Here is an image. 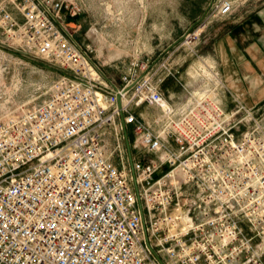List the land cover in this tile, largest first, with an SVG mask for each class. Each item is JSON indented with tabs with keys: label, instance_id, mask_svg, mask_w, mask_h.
Instances as JSON below:
<instances>
[{
	"label": "built area",
	"instance_id": "2783aa9c",
	"mask_svg": "<svg viewBox=\"0 0 264 264\" xmlns=\"http://www.w3.org/2000/svg\"><path fill=\"white\" fill-rule=\"evenodd\" d=\"M251 1L220 0L216 17ZM82 2L0 0V47L57 72L40 99H3L0 264H264L263 120L224 109L199 40L102 63L67 21ZM180 47L198 58L188 81ZM170 77L187 95L162 91Z\"/></svg>",
	"mask_w": 264,
	"mask_h": 264
},
{
	"label": "rangeland",
	"instance_id": "374dc122",
	"mask_svg": "<svg viewBox=\"0 0 264 264\" xmlns=\"http://www.w3.org/2000/svg\"><path fill=\"white\" fill-rule=\"evenodd\" d=\"M152 1L153 0H84L82 5H80V12L75 16H68L67 21L74 30H77V37L81 41L93 43L96 48L97 58L102 63L107 64L110 63L111 60L117 62V58L124 56L130 49L131 45L129 40H137L138 24L142 22V17L144 15L143 7H147V4ZM169 1L173 2L174 6H177L178 17L184 15L190 18V23L186 26L181 23V27H179V19H172V23L177 25L178 35L173 39H166L176 41L165 47L171 46L170 49L173 50L174 46L176 48L179 47L185 40H199V45L197 47L198 54L205 56H207V54H204V51L207 50L212 42L219 36V29L218 27L217 29L215 28L217 24L220 23L223 25L224 23L228 24V22L234 20H242L250 12L264 4V0H252L237 9H242L240 15L236 14V10L227 18L221 19L220 17H216L220 0H166L162 9H159L158 12L163 11L167 17L173 12V9L170 7L172 4L169 6ZM135 10L136 14L134 13L135 18L133 19L132 13ZM148 14L151 16V13L147 12V15ZM145 21L146 25L153 23V20L149 17L146 18ZM161 21L164 20L161 19ZM189 35H191L193 39L188 38ZM183 51V47H180L176 52V55L182 58L179 62L181 66L178 68L182 79L188 81L189 77L186 71L190 64L193 65L197 63L198 58L194 55L192 57H187V61L183 62ZM200 64L205 70L207 69V65H204L202 62ZM209 65H211L210 62ZM106 66L111 68L110 65ZM111 73L115 72L111 71ZM56 77L57 72L55 70L36 61L17 56L8 49L0 47V87H2L4 83L3 86H6L5 90H7L5 94L0 93L3 97L0 99V102L10 97L13 98L15 103L29 102L36 99V97L40 99L46 92L44 86ZM180 88L183 94L187 95L181 85ZM227 89L225 84V91H227ZM234 97V105L230 110H236L240 107V104H242L246 110L252 111L256 118L262 119L264 126V99L256 105H248L238 96ZM2 107H4V109ZM7 109V102L3 101L0 103V120L7 116V114H5ZM129 134L132 136L130 129ZM128 158L127 156L124 158L126 166L130 162ZM115 161L116 164H121L119 157H116Z\"/></svg>",
	"mask_w": 264,
	"mask_h": 264
},
{
	"label": "crops",
	"instance_id": "0c3cea01",
	"mask_svg": "<svg viewBox=\"0 0 264 264\" xmlns=\"http://www.w3.org/2000/svg\"><path fill=\"white\" fill-rule=\"evenodd\" d=\"M165 1L153 0L147 4V7H143L144 15L142 22L138 24L137 40H129L131 47L125 55L123 54L124 56L121 55L123 61H128L136 54L144 58L159 57L165 46L176 41L166 40L178 35L177 25L172 23V19H179V27L181 23L185 26L190 23V18L184 15L178 17V8L173 5V2L169 1V6L172 4L170 6L173 9L172 15L167 17L163 11L158 12ZM241 10H237L236 14L240 15ZM135 12L136 10L132 13L133 19ZM147 12L151 13V16L147 15ZM148 17L153 20V23L146 25L145 19ZM226 24H217L215 28L218 27L219 36L204 51V54L210 58L209 62L212 65L214 62L217 64L228 88L222 95L223 107L230 110L234 105V96H238L248 105H256L264 99V4L242 20H234ZM103 70L107 74H111V71L117 72L115 67L110 68L106 65ZM161 89L174 101L184 95L179 82L172 77L161 85ZM155 115V111L144 109V117L147 119H152Z\"/></svg>",
	"mask_w": 264,
	"mask_h": 264
},
{
	"label": "water",
	"instance_id": "95a60500",
	"mask_svg": "<svg viewBox=\"0 0 264 264\" xmlns=\"http://www.w3.org/2000/svg\"><path fill=\"white\" fill-rule=\"evenodd\" d=\"M119 102H120V99H119ZM121 122L123 124V130H124V136H125V140H126L127 151H128V155H129V158H130V161H131V165H132V155H131L132 150H131V145H130V141H129L128 131H127V128H126V126L124 124V118H123L122 115H121ZM140 208L142 209L141 204H140ZM160 262L162 264H164L162 260H160Z\"/></svg>",
	"mask_w": 264,
	"mask_h": 264
},
{
	"label": "bare ground",
	"instance_id": "6f19581e",
	"mask_svg": "<svg viewBox=\"0 0 264 264\" xmlns=\"http://www.w3.org/2000/svg\"><path fill=\"white\" fill-rule=\"evenodd\" d=\"M211 65H212V64H211ZM212 66H213V65H212ZM206 68H207L206 70H207L208 72H210V70L208 69L209 67L206 66ZM0 80H1V78H0ZM3 85H4V83H3ZM3 85H2V86H3ZM2 108L4 109V107H2ZM7 117H8V115H7L5 118H3V119H6Z\"/></svg>",
	"mask_w": 264,
	"mask_h": 264
}]
</instances>
